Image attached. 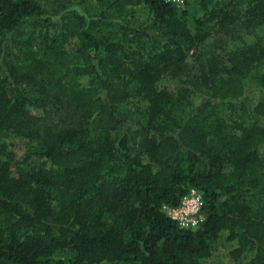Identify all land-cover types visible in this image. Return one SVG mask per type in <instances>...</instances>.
I'll return each instance as SVG.
<instances>
[{"label": "trees", "instance_id": "1", "mask_svg": "<svg viewBox=\"0 0 264 264\" xmlns=\"http://www.w3.org/2000/svg\"><path fill=\"white\" fill-rule=\"evenodd\" d=\"M187 4L0 0V264H264V0Z\"/></svg>", "mask_w": 264, "mask_h": 264}, {"label": "built area", "instance_id": "2", "mask_svg": "<svg viewBox=\"0 0 264 264\" xmlns=\"http://www.w3.org/2000/svg\"><path fill=\"white\" fill-rule=\"evenodd\" d=\"M163 1L174 3L177 6H181L185 3V0ZM201 205V194L195 188H191L189 192L182 197L177 207H164V210L179 226L183 228H196L203 220V216L200 213Z\"/></svg>", "mask_w": 264, "mask_h": 264}, {"label": "rangeland", "instance_id": "3", "mask_svg": "<svg viewBox=\"0 0 264 264\" xmlns=\"http://www.w3.org/2000/svg\"><path fill=\"white\" fill-rule=\"evenodd\" d=\"M202 1L203 0H187V9L189 10V12L191 13V14H194V15H201L202 13H203V9L201 8V5H202ZM209 1H211V3H215V2H218L219 0H209ZM216 38H217V36L215 35V36H213L212 37V39L210 40H208L207 41V44L206 45H209L210 47H213L216 43L214 42V41H216ZM251 89H253L252 87H249V88H247L246 89V92H251V91H253V90H251ZM252 94H253V92H252ZM253 97H256L255 95H252ZM203 97V96H202ZM195 100H194V103L195 104H197V102L199 101V99H198V97H195L194 98Z\"/></svg>", "mask_w": 264, "mask_h": 264}]
</instances>
